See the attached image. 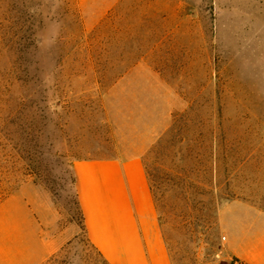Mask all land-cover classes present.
Segmentation results:
<instances>
[{
    "label": "rangeland",
    "instance_id": "rangeland-1",
    "mask_svg": "<svg viewBox=\"0 0 264 264\" xmlns=\"http://www.w3.org/2000/svg\"><path fill=\"white\" fill-rule=\"evenodd\" d=\"M28 79L31 107L0 104V202L30 182L73 225L43 264H104L79 226L80 159L148 158L175 258L224 261L228 226L263 231L264 0H0V98Z\"/></svg>",
    "mask_w": 264,
    "mask_h": 264
},
{
    "label": "crops",
    "instance_id": "crops-1",
    "mask_svg": "<svg viewBox=\"0 0 264 264\" xmlns=\"http://www.w3.org/2000/svg\"><path fill=\"white\" fill-rule=\"evenodd\" d=\"M88 240L109 264H171L140 156L73 162ZM50 194L26 182L0 202V264H43L74 234ZM243 226V225H242ZM228 226L224 261L264 264V229Z\"/></svg>",
    "mask_w": 264,
    "mask_h": 264
},
{
    "label": "trees",
    "instance_id": "trees-1",
    "mask_svg": "<svg viewBox=\"0 0 264 264\" xmlns=\"http://www.w3.org/2000/svg\"><path fill=\"white\" fill-rule=\"evenodd\" d=\"M19 40H16L13 43L20 46L22 43ZM30 42L33 43V38L29 37V43ZM27 81L29 83V85L25 84V86L27 88L29 86L27 91H26V89H24V90L22 89V91L20 90L19 94L16 95L15 97L0 98V104L2 103L7 108V110L9 112H12V111L13 112H20V111H23V110H25V109H27V108H29V107H31L33 105V100L32 99H33V96H35L39 92V85H37L35 83V80L32 81V79H28ZM20 87H21V85L18 84V88H20ZM45 104L47 106H49V104H50L49 99L45 100ZM34 107H35V105H34ZM155 150H156L155 147H153L152 149H150L149 153H153V152H155ZM147 159L148 158L146 157V161L144 160L143 164H144L146 177H147V180H148V183H149V187H150V190H151V193H152V196H153L154 204H155V207H156L155 191H154L155 184H154V182H156V183H160V182L158 181L156 175L154 174V169L150 166V164L147 163ZM73 182H74V179H73ZM74 196H75V203H76V206H77V210H78V213H79V216H80V225L79 226H80L81 232L83 233L85 239L87 240V243L96 251V253H97L98 257L101 259V261L104 264H109L107 262V260L103 257L101 252L87 238L86 230H85V226H84V221H83V214H82V211L80 209V206H79V203H78V200H77V194H76L75 186H74ZM1 197H2V195L0 196V198ZM162 237H163L166 249L168 251V255H169V259H170V263L171 264H197V263H199L195 257L192 258V257L184 256V255H178L175 258L174 254L172 253V250H171L170 246L167 243V240H166L165 235L163 234V232H162ZM70 244H71V241H69L65 246L60 248L58 253H60L63 249H65V247L69 246ZM56 257H57V255H54L53 257H51V259H55ZM232 260L234 261L236 259L233 258Z\"/></svg>",
    "mask_w": 264,
    "mask_h": 264
},
{
    "label": "built area",
    "instance_id": "built-area-1",
    "mask_svg": "<svg viewBox=\"0 0 264 264\" xmlns=\"http://www.w3.org/2000/svg\"><path fill=\"white\" fill-rule=\"evenodd\" d=\"M230 264H239V263H238L236 260H234V261L231 260V261H230Z\"/></svg>",
    "mask_w": 264,
    "mask_h": 264
}]
</instances>
